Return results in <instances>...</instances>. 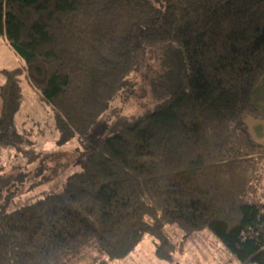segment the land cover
<instances>
[{
    "label": "trees",
    "instance_id": "trees-1",
    "mask_svg": "<svg viewBox=\"0 0 264 264\" xmlns=\"http://www.w3.org/2000/svg\"><path fill=\"white\" fill-rule=\"evenodd\" d=\"M0 38L21 60L1 72L2 145L20 138L22 75L62 145L89 132L150 52L172 44L178 60L156 86L165 98L119 123L62 193L0 212V264L119 260L144 235L171 262L172 234L264 264V193L252 188L264 143L243 123L262 116L264 0H0Z\"/></svg>",
    "mask_w": 264,
    "mask_h": 264
},
{
    "label": "rangeland",
    "instance_id": "rangeland-1",
    "mask_svg": "<svg viewBox=\"0 0 264 264\" xmlns=\"http://www.w3.org/2000/svg\"><path fill=\"white\" fill-rule=\"evenodd\" d=\"M158 48L156 54L150 52L146 62L129 75L126 86L112 106L89 132L62 145L56 142L58 135L51 108L39 102L25 76H21L24 99L14 119L20 138L12 137L9 145L0 144V212L9 213L46 196L62 193L67 178L83 169L88 154L100 141L110 137L119 123L142 115L165 98L167 94L156 86L161 83L162 75L177 64V47L164 44ZM20 65L21 60L0 38V86L4 81L2 70H12ZM254 101L262 116L245 115L243 123L251 140L263 144L264 77L259 82ZM252 188L257 194L264 193V162ZM172 237L175 252L171 262L157 258L154 240L144 235L125 258H104L101 262L99 259V264H238L230 261L209 235L196 234L184 240L178 234H172Z\"/></svg>",
    "mask_w": 264,
    "mask_h": 264
}]
</instances>
